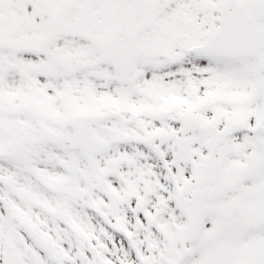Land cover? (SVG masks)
Returning <instances> with one entry per match:
<instances>
[{
  "label": "snow or ice",
  "instance_id": "1",
  "mask_svg": "<svg viewBox=\"0 0 264 264\" xmlns=\"http://www.w3.org/2000/svg\"><path fill=\"white\" fill-rule=\"evenodd\" d=\"M0 264H264V0H0Z\"/></svg>",
  "mask_w": 264,
  "mask_h": 264
}]
</instances>
